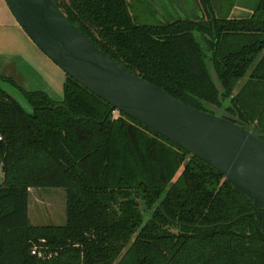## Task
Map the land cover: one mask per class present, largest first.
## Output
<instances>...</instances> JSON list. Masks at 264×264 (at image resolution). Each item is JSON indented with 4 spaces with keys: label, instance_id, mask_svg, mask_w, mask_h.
Returning a JSON list of instances; mask_svg holds the SVG:
<instances>
[{
    "label": "trees",
    "instance_id": "trees-1",
    "mask_svg": "<svg viewBox=\"0 0 264 264\" xmlns=\"http://www.w3.org/2000/svg\"><path fill=\"white\" fill-rule=\"evenodd\" d=\"M199 4L197 18L146 24L130 0H58L132 72L264 133V0L245 18ZM65 75L55 100L0 73V264H264L260 227L224 176ZM46 187L65 190L64 224L30 221L29 189Z\"/></svg>",
    "mask_w": 264,
    "mask_h": 264
},
{
    "label": "water",
    "instance_id": "water-1",
    "mask_svg": "<svg viewBox=\"0 0 264 264\" xmlns=\"http://www.w3.org/2000/svg\"><path fill=\"white\" fill-rule=\"evenodd\" d=\"M5 2L29 38L67 75L107 101L112 110L134 118L224 176L245 199L247 214L255 217L264 236L258 208L264 209V133L237 111L212 105V112L195 108L132 72L72 23L58 0ZM210 72L220 98L217 73L212 67ZM4 88L28 108L9 87Z\"/></svg>",
    "mask_w": 264,
    "mask_h": 264
},
{
    "label": "rangeland",
    "instance_id": "rangeland-1",
    "mask_svg": "<svg viewBox=\"0 0 264 264\" xmlns=\"http://www.w3.org/2000/svg\"><path fill=\"white\" fill-rule=\"evenodd\" d=\"M211 1L213 6L221 11L225 9L226 12L229 11V15L232 12V18H245L252 14V9L259 0ZM130 2L135 19L146 24L177 17L194 19L201 11L199 0ZM0 73L12 76L26 90L45 91L55 100H61L63 97L65 72L29 38L10 12L5 0H0ZM65 207L64 189L30 188L28 214L31 223L64 224Z\"/></svg>",
    "mask_w": 264,
    "mask_h": 264
},
{
    "label": "built area",
    "instance_id": "built-area-1",
    "mask_svg": "<svg viewBox=\"0 0 264 264\" xmlns=\"http://www.w3.org/2000/svg\"><path fill=\"white\" fill-rule=\"evenodd\" d=\"M31 253L32 254H36L38 257H43L44 256V254L39 250H37L36 248H33L32 250H31ZM50 256V255H49Z\"/></svg>",
    "mask_w": 264,
    "mask_h": 264
},
{
    "label": "crops",
    "instance_id": "crops-1",
    "mask_svg": "<svg viewBox=\"0 0 264 264\" xmlns=\"http://www.w3.org/2000/svg\"><path fill=\"white\" fill-rule=\"evenodd\" d=\"M234 13V12H233ZM236 16V15H235ZM230 17H233V15H232V12H231V14H230ZM235 18V17H234ZM30 190V189H29Z\"/></svg>",
    "mask_w": 264,
    "mask_h": 264
}]
</instances>
